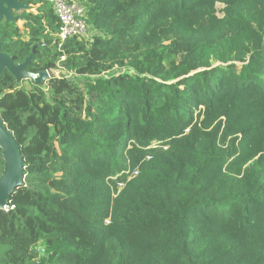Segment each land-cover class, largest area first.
I'll list each match as a JSON object with an SVG mask.
<instances>
[{
	"label": "trees",
	"instance_id": "trees-1",
	"mask_svg": "<svg viewBox=\"0 0 264 264\" xmlns=\"http://www.w3.org/2000/svg\"><path fill=\"white\" fill-rule=\"evenodd\" d=\"M79 1L90 40L60 42L47 0L14 14L28 42L0 26L15 64L36 47L27 72L79 78L0 73L24 161L0 210V264H264V36L246 65L209 63L236 51L264 0Z\"/></svg>",
	"mask_w": 264,
	"mask_h": 264
},
{
	"label": "water",
	"instance_id": "water-1",
	"mask_svg": "<svg viewBox=\"0 0 264 264\" xmlns=\"http://www.w3.org/2000/svg\"><path fill=\"white\" fill-rule=\"evenodd\" d=\"M25 0H0V24H12L18 17H14L12 12L26 10ZM2 42L0 41V73L6 70L11 74L17 83L23 80H33L41 83L47 76L46 73L37 76L27 72V67L33 60L36 47L31 50V54L20 64H15L11 57L1 52ZM0 151L4 162L3 171L0 175V210L5 211L9 207L10 197L14 190L18 189L24 178V161L20 147L16 143L13 134L8 130L0 117Z\"/></svg>",
	"mask_w": 264,
	"mask_h": 264
},
{
	"label": "rangeland",
	"instance_id": "rangeland-1",
	"mask_svg": "<svg viewBox=\"0 0 264 264\" xmlns=\"http://www.w3.org/2000/svg\"><path fill=\"white\" fill-rule=\"evenodd\" d=\"M218 11L219 13H221L223 16H225L228 12L225 6H223V8L218 9L217 10V6L215 7V12ZM250 10L248 9H244L241 10L240 12L244 13L246 15V12H249ZM32 12H35V9H33ZM19 21L16 24V26L19 28L20 33L22 35V38L25 42L29 41L28 35H27V31L23 28V22L22 20L19 18ZM244 21V19H243ZM246 21V19H245ZM248 23H244L246 24L242 29L240 27L237 26V30L240 33L239 39H238V45H237V49L236 51H234L229 58H225L223 56H220V58H213L211 57L209 60L210 65L212 66H217V65H224L226 67L235 64L238 66H242V65H246V63L242 62L241 60H238V56L240 55V57H242L243 53L246 52V48L250 47L253 41L254 37H261L264 36V10L262 9L261 5H257L256 6V10L253 12V16L250 19V21L247 20ZM13 24H11L12 26ZM236 31V30H235ZM28 46L30 48H33V46L31 47V44L29 43ZM32 50V49H31ZM224 60V61H223ZM244 63V64H243ZM127 70H123V69H114L113 71H111L110 73L104 74L101 78L99 79H93L91 78L90 81L92 82H96V81H100V80H105L107 79L109 76L114 75V74H118L120 72L123 73H127ZM54 76H66L68 77L71 81H78L79 78L74 77L72 74H66L65 72L61 71L60 69L54 70L53 71ZM45 81H42L40 83V85L45 86ZM90 93V92H89ZM92 95H94V98H97L96 94L92 93ZM125 177H128L127 181L131 180L133 178L132 174H129ZM118 180L120 179V176L118 177H112L111 180ZM118 188V192L120 191V189L122 188L121 184L117 185ZM117 192V193H118ZM33 251L35 253H37L40 258H46V254L44 253L43 249L39 246V245H35L33 247Z\"/></svg>",
	"mask_w": 264,
	"mask_h": 264
},
{
	"label": "built area",
	"instance_id": "built-area-1",
	"mask_svg": "<svg viewBox=\"0 0 264 264\" xmlns=\"http://www.w3.org/2000/svg\"><path fill=\"white\" fill-rule=\"evenodd\" d=\"M53 9L57 19L58 29L54 36L65 41L68 38H78L90 40L94 35L90 25L87 22L86 10L79 0H47ZM217 10L223 8V4H217ZM215 16L222 19L224 16L216 11ZM47 78H50L53 71H46ZM153 145L155 143H152ZM10 207V206H9ZM8 207V208H9ZM7 208V209H8ZM7 209L5 211H7Z\"/></svg>",
	"mask_w": 264,
	"mask_h": 264
},
{
	"label": "flooded vegetation",
	"instance_id": "flooded-vegetation-1",
	"mask_svg": "<svg viewBox=\"0 0 264 264\" xmlns=\"http://www.w3.org/2000/svg\"><path fill=\"white\" fill-rule=\"evenodd\" d=\"M23 4H24V2H23ZM25 5V4H24ZM20 12V11H19ZM19 12H12V15L14 16V14H17V13H19ZM18 16V15H17ZM17 16H14V17H17ZM19 17V16H18ZM19 19V18H18ZM16 20L15 22H13L12 24H15V23H17L19 20ZM3 23H4V21H2V23L0 24V26L1 25H3ZM1 32V31H0Z\"/></svg>",
	"mask_w": 264,
	"mask_h": 264
}]
</instances>
